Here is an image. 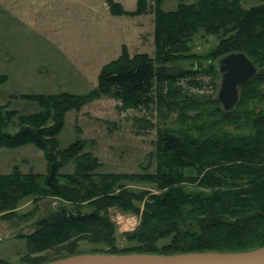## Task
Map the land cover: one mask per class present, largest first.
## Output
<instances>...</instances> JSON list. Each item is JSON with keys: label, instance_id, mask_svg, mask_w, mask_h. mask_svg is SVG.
Returning a JSON list of instances; mask_svg holds the SVG:
<instances>
[{"label": "trees", "instance_id": "16d2710c", "mask_svg": "<svg viewBox=\"0 0 264 264\" xmlns=\"http://www.w3.org/2000/svg\"><path fill=\"white\" fill-rule=\"evenodd\" d=\"M105 1L114 12L131 13L114 0ZM137 1L135 12L152 8L154 13V54L130 55L123 47L102 66L95 92L84 98L42 94L38 101L43 110L19 114L14 132L5 129L14 111L0 107V145L33 143L48 163L46 175L16 167L0 173V211L31 193L38 199L51 192L74 203H60L25 235L32 250L59 247L50 259L84 252L76 242L80 238L107 246L89 251L110 253L235 251L263 245L264 0L247 7L241 0L179 1L169 9L162 8L163 0ZM199 29L217 39L202 54L189 52ZM235 51L244 52L257 70L239 86L234 107L224 108L216 96L188 92L186 85L204 87L197 75L221 73L220 58ZM192 57L199 61L195 68L164 64ZM202 59L208 60L206 69ZM4 79L0 74V84ZM100 93L119 98L125 106L154 105L159 111L164 124L156 129L153 170L99 173L96 157L82 152L80 141L59 147L56 135L65 112ZM68 161H74L71 176L58 171ZM125 179L152 182L157 191L133 189ZM144 197L139 223L123 233L134 244L119 248L114 226L100 209L113 204L137 209L135 200ZM92 198L95 208L80 207Z\"/></svg>", "mask_w": 264, "mask_h": 264}, {"label": "rangeland", "instance_id": "374dc122", "mask_svg": "<svg viewBox=\"0 0 264 264\" xmlns=\"http://www.w3.org/2000/svg\"><path fill=\"white\" fill-rule=\"evenodd\" d=\"M114 1L131 13L114 12L105 0H0V74L5 75L0 84V107L3 111H14L5 127L7 131L17 130L19 114L43 110L38 101L42 94L46 97L69 93L84 98L95 92L102 66L117 57L123 47L130 55L139 51L154 54L152 8L139 13L134 11L137 0ZM179 1L195 0H163L161 6L173 8ZM260 1L241 0L246 7ZM203 33L199 29L194 34L189 52L206 53L215 45L216 37ZM198 62V58L192 57L164 64L195 68ZM200 62L206 69L208 60ZM213 64L217 61L213 60ZM197 76L204 80V87L186 85L188 92L217 97L221 73ZM63 120L56 135L59 147L80 141L81 151L96 157L99 173L154 169L156 129L164 124L154 105L125 106L119 98L100 93L79 107H70ZM51 122L49 118L47 124ZM14 167L21 172L48 173L44 151L29 142L0 145V173L10 172ZM73 168L74 161H68L58 171L71 176ZM123 182L136 190L157 191L152 182L126 179ZM35 196L24 195L13 207L0 211V264H42L58 255L59 247L30 249L25 235L36 227L40 217L53 212L60 203L69 206L74 203L51 192L38 199ZM145 197L142 201L135 200L137 209H124L117 204L100 209L114 226L119 248L134 244L123 233L132 231L139 223ZM92 202L93 198L83 200L80 207L95 208ZM76 242L84 252L107 248L102 242L88 239Z\"/></svg>", "mask_w": 264, "mask_h": 264}, {"label": "water", "instance_id": "95a60500", "mask_svg": "<svg viewBox=\"0 0 264 264\" xmlns=\"http://www.w3.org/2000/svg\"><path fill=\"white\" fill-rule=\"evenodd\" d=\"M221 81L217 98L226 109L239 100V86L256 72L253 61L242 51L230 52L219 60ZM42 264H264V244L235 251H185L170 254L156 252L85 251L65 255Z\"/></svg>", "mask_w": 264, "mask_h": 264}]
</instances>
